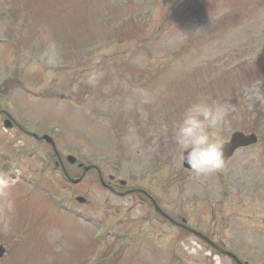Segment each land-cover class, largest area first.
<instances>
[{"label":"rangeland","instance_id":"374dc122","mask_svg":"<svg viewBox=\"0 0 264 264\" xmlns=\"http://www.w3.org/2000/svg\"><path fill=\"white\" fill-rule=\"evenodd\" d=\"M23 8L28 27L17 18ZM51 43L58 56L49 63ZM0 101L25 127L5 131L0 115V155L23 152L16 172L0 168L11 171L13 202L8 211L0 198V264H177L174 254L179 264L232 263L94 173L67 183L51 148L25 130L50 134L62 157L96 163L104 181L148 188L194 229L196 210L208 209L206 230L209 210L221 206L212 222L222 213L234 225L215 237L264 264V0H0ZM201 101L224 108L215 130L224 141L235 131L258 139L208 175L183 169L175 142L177 124ZM35 117L48 125L36 128ZM64 160L72 178L81 172ZM22 204L26 221L39 222L27 234L9 228Z\"/></svg>","mask_w":264,"mask_h":264},{"label":"clouds","instance_id":"9594fccd","mask_svg":"<svg viewBox=\"0 0 264 264\" xmlns=\"http://www.w3.org/2000/svg\"><path fill=\"white\" fill-rule=\"evenodd\" d=\"M57 56L56 45L51 43L44 57L51 63ZM225 115L222 106L201 101L193 103L176 126L175 142L183 153V161L198 175L212 174L225 166V141L215 132ZM9 190V180L0 176V198H4V207L11 211Z\"/></svg>","mask_w":264,"mask_h":264},{"label":"flooded vegetation","instance_id":"af4514ba","mask_svg":"<svg viewBox=\"0 0 264 264\" xmlns=\"http://www.w3.org/2000/svg\"><path fill=\"white\" fill-rule=\"evenodd\" d=\"M1 114L6 116L7 115V112L5 110H2L1 111ZM13 129H22L23 128L20 126V124L16 123L14 121L13 123ZM25 133L27 134H32V132H28L27 130L24 131ZM54 155V154H53ZM21 156H22V149H11L10 150V154L8 155V158L10 159V162H14V163H18V161H20L21 159ZM19 158V159H18ZM17 167H15L14 171H17ZM112 180V179H111ZM138 185H134L133 187H137ZM133 194H137L138 195V199L141 201V204L142 205H147L149 207H151V204H150V201L145 197L144 194L140 193V192H133ZM215 211H218V212H222V207H217L216 209H210L209 212L211 213V218H210V223H209V228L204 230V229H201L200 227L202 226V223L204 221V214H207L208 215V209H202V212L199 211V210H196V213H195V217L193 220H195V230H201L203 232H206V235L207 237L214 241L218 246L222 247V248H225V247H228V244L220 238V236L218 237H215L216 233L219 232V231H222V230H219L218 227L219 226H222L224 225L225 223L226 224H229V225H234V219H230V218H224L222 213H217L218 214V218L215 220V222H212V219H214V217L216 216L215 215ZM234 216V215H233ZM239 219H240V222H239V226L242 227L243 226V220H244V217L242 216V214L239 215ZM214 224V226H213ZM199 239H197L195 237V241L199 242L203 247H209L206 243V240H204L203 238L201 237H198ZM245 244V243H244ZM212 252H210L211 254ZM224 259H227V260H230V258L228 257H223ZM233 264V263H231Z\"/></svg>","mask_w":264,"mask_h":264},{"label":"water","instance_id":"95a60500","mask_svg":"<svg viewBox=\"0 0 264 264\" xmlns=\"http://www.w3.org/2000/svg\"><path fill=\"white\" fill-rule=\"evenodd\" d=\"M256 141V137L253 134L250 135H244L241 132H236L231 136V139L229 142L225 143L224 148V154L225 158L228 157L233 150L238 146L248 145L252 144ZM184 166L189 167L186 163H184ZM1 254V251H0Z\"/></svg>","mask_w":264,"mask_h":264}]
</instances>
